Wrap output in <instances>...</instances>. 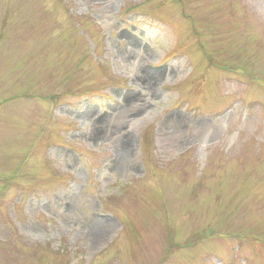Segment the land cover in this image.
<instances>
[{"label": "rangeland", "instance_id": "374dc122", "mask_svg": "<svg viewBox=\"0 0 264 264\" xmlns=\"http://www.w3.org/2000/svg\"><path fill=\"white\" fill-rule=\"evenodd\" d=\"M0 264H264V0H0Z\"/></svg>", "mask_w": 264, "mask_h": 264}]
</instances>
